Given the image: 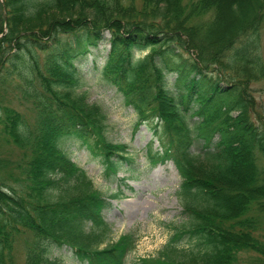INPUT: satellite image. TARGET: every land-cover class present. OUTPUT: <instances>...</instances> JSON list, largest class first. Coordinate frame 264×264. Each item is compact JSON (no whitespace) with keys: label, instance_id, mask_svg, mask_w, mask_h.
I'll return each mask as SVG.
<instances>
[{"label":"trees","instance_id":"16d2710c","mask_svg":"<svg viewBox=\"0 0 264 264\" xmlns=\"http://www.w3.org/2000/svg\"><path fill=\"white\" fill-rule=\"evenodd\" d=\"M225 1L0 0V82L13 83L33 109L28 120L0 99V139L22 149L18 160L0 157V264H15L25 235V264H62L55 252L63 247L82 264H125L135 246L130 232L108 240L109 199L62 146L73 138L99 155L108 181L136 164L126 145L106 142L99 106L76 91L85 79L74 60L104 33L97 79L152 130L159 148L151 141L146 161L173 163L184 210H192L155 255L134 264H264V167L256 159L264 135L247 71L259 64L264 0L246 21L240 0ZM145 47L150 55L133 66L134 49ZM193 116L201 121L188 125ZM173 118L187 123L185 135Z\"/></svg>","mask_w":264,"mask_h":264},{"label":"rangeland","instance_id":"374dc122","mask_svg":"<svg viewBox=\"0 0 264 264\" xmlns=\"http://www.w3.org/2000/svg\"><path fill=\"white\" fill-rule=\"evenodd\" d=\"M228 1L232 0H226L223 6ZM240 1L246 21L247 9L253 12L254 7L257 8L256 2L255 0ZM104 34V40L100 41L96 48L90 49L85 55L74 60V64L85 79L84 87L76 91H85L84 101L99 106L98 109L106 122L104 131L106 142L119 146L126 145L130 153L138 155L136 164L132 172L126 170L124 165L116 174V178L108 181L101 177L103 168L99 155L93 154L88 147L73 138L66 139L62 146L76 166L82 168L91 179L92 189L109 199L108 207L102 212L104 221L109 225L108 240L114 242L129 232L136 234L135 246L128 252L125 259V264H134L138 258L155 255L158 252L157 249L167 241L171 226L180 227L188 220L192 210H184L183 204L186 201H182L178 195L181 177L173 163L170 161L153 163L154 165L147 163L148 144L152 141V149L159 148V143L152 137L154 135L152 130L144 123L136 125V115L131 107L122 104L120 95L112 87L104 86L98 81L95 65L100 67L104 63L108 49L106 40L108 34ZM256 47L259 64L257 67L254 65L248 67L247 71L251 74L248 89L255 104L253 120L259 127L260 134L264 135V23L259 30ZM173 78V73L167 76L169 82H172ZM224 85L227 86V84ZM22 97L23 95L17 92L13 83L0 82L1 102L21 111L30 120L33 117L32 104L24 101ZM235 114L236 112H231L232 116ZM171 121L176 130L185 135V125L201 121V118L193 116L186 124L174 118ZM156 131L160 134L159 126H156ZM216 137L215 133L214 141L217 140ZM200 144H202L201 141H196L191 151L197 152ZM21 151L22 149L11 143H4L0 139V157L18 160ZM256 159L259 167L263 168L264 155L256 151ZM244 164L241 158L239 169L242 170ZM6 171L11 173L9 168ZM27 240L29 237L25 235L15 242V264L26 263L24 244ZM55 254L62 259V264H82L74 259L65 247Z\"/></svg>","mask_w":264,"mask_h":264},{"label":"clouds","instance_id":"9594fccd","mask_svg":"<svg viewBox=\"0 0 264 264\" xmlns=\"http://www.w3.org/2000/svg\"><path fill=\"white\" fill-rule=\"evenodd\" d=\"M150 52V48L147 47L143 49H134V54L131 61L132 65L136 66L139 61H142L147 58L150 55Z\"/></svg>","mask_w":264,"mask_h":264},{"label":"bare ground","instance_id":"6f19581e","mask_svg":"<svg viewBox=\"0 0 264 264\" xmlns=\"http://www.w3.org/2000/svg\"><path fill=\"white\" fill-rule=\"evenodd\" d=\"M103 174V173H102Z\"/></svg>","mask_w":264,"mask_h":264}]
</instances>
